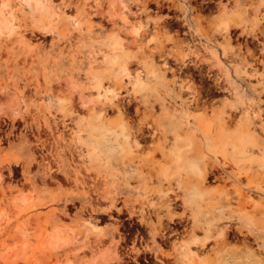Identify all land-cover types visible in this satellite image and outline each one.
<instances>
[{"label": "clouds", "instance_id": "clouds-1", "mask_svg": "<svg viewBox=\"0 0 264 264\" xmlns=\"http://www.w3.org/2000/svg\"><path fill=\"white\" fill-rule=\"evenodd\" d=\"M0 264H264V0H0Z\"/></svg>", "mask_w": 264, "mask_h": 264}]
</instances>
